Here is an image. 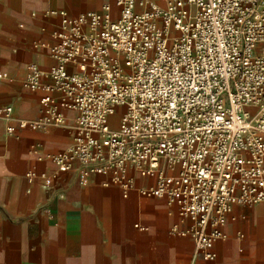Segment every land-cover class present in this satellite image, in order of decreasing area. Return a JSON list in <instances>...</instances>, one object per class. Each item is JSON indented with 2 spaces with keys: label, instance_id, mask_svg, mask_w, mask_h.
<instances>
[{
  "label": "built area",
  "instance_id": "built-area-1",
  "mask_svg": "<svg viewBox=\"0 0 264 264\" xmlns=\"http://www.w3.org/2000/svg\"><path fill=\"white\" fill-rule=\"evenodd\" d=\"M161 1L117 0L115 16L108 4L52 11L55 64H31L23 80L46 103L19 126L46 130L62 109L77 111L59 170L109 174L126 196L166 199L191 221L181 234L215 260L233 206L264 202V0Z\"/></svg>",
  "mask_w": 264,
  "mask_h": 264
},
{
  "label": "crops",
  "instance_id": "crops-1",
  "mask_svg": "<svg viewBox=\"0 0 264 264\" xmlns=\"http://www.w3.org/2000/svg\"><path fill=\"white\" fill-rule=\"evenodd\" d=\"M116 2L0 0V76L7 74L0 107L13 108L11 119L0 117V264H264V202L233 206L217 258L207 260L195 239L181 234L191 221L166 199L137 189L126 196L109 174L84 180L79 168L59 170L54 157L73 143L77 111L62 109L64 121L46 130L19 126L37 119L46 103L48 93L23 80L31 64L43 71L55 64L49 48L61 16L52 11L78 15L108 4L115 16ZM132 175L137 186L148 183Z\"/></svg>",
  "mask_w": 264,
  "mask_h": 264
}]
</instances>
